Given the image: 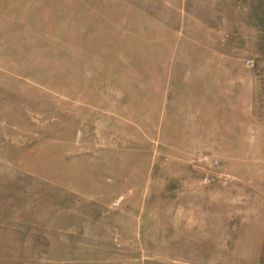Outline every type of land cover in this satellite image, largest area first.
<instances>
[{"label":"rangeland","instance_id":"rangeland-1","mask_svg":"<svg viewBox=\"0 0 264 264\" xmlns=\"http://www.w3.org/2000/svg\"><path fill=\"white\" fill-rule=\"evenodd\" d=\"M0 264H264V0H0Z\"/></svg>","mask_w":264,"mask_h":264},{"label":"crops","instance_id":"crops-1","mask_svg":"<svg viewBox=\"0 0 264 264\" xmlns=\"http://www.w3.org/2000/svg\"><path fill=\"white\" fill-rule=\"evenodd\" d=\"M184 132H186V130H184ZM183 137L189 145L205 144L209 143V138H213V133L209 136L207 126H190L188 133L184 134Z\"/></svg>","mask_w":264,"mask_h":264}]
</instances>
